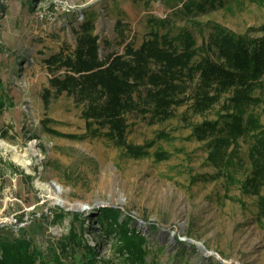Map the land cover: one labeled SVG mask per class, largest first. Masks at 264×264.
<instances>
[{"label":"rangeland","instance_id":"374dc122","mask_svg":"<svg viewBox=\"0 0 264 264\" xmlns=\"http://www.w3.org/2000/svg\"><path fill=\"white\" fill-rule=\"evenodd\" d=\"M165 1L0 0V237L24 235L48 264H88L84 243L97 258L119 263L115 240L95 219L108 206L120 211L119 221L130 216V227L146 238L147 264H264V220L256 197L216 176L202 142L188 138L181 117L189 113L186 106L163 122L128 115L127 137L134 143L160 131L170 134L150 148L169 153L157 161L133 158L88 133L82 104L65 92L44 105L41 93L53 71L43 59L74 45V26L87 9L94 10L100 41H109L100 49L105 54L121 51L128 41L138 44L146 17L170 11ZM117 17L129 25L124 39L114 30ZM198 18L244 32L264 21V0H225ZM257 111L264 124V100ZM48 118L53 134L42 123ZM53 181L61 186L64 205L49 187Z\"/></svg>","mask_w":264,"mask_h":264},{"label":"trees","instance_id":"16d2710c","mask_svg":"<svg viewBox=\"0 0 264 264\" xmlns=\"http://www.w3.org/2000/svg\"><path fill=\"white\" fill-rule=\"evenodd\" d=\"M224 1L166 0L170 11L146 17L147 30L138 44L128 41L121 51L105 54L100 49L109 41H100L94 10L87 9L74 26V45H65L43 59L53 74L41 97L47 105L52 95H71L76 104H82L80 113L88 133L103 136L133 158L153 156L157 161L167 160L169 153L150 148L157 139H171L170 134L160 131L157 139L134 143L127 137L128 115L163 122L174 118L178 107L186 106L189 113L181 117L190 128L188 138L202 142L206 161L217 177L239 183L244 194L256 197L258 214L264 220V124L257 111L264 100V21L234 32L214 20L198 18ZM128 28L127 22L116 18L118 38L124 39ZM195 116L200 119L193 122ZM49 120L42 123L53 134L47 127ZM97 211L95 219L115 240L114 251L123 261L99 259L95 248L84 243V262L147 264L146 238L130 227L131 217L119 221L120 211L108 206ZM48 262L24 235L0 237V264Z\"/></svg>","mask_w":264,"mask_h":264},{"label":"bare ground","instance_id":"6f19581e","mask_svg":"<svg viewBox=\"0 0 264 264\" xmlns=\"http://www.w3.org/2000/svg\"><path fill=\"white\" fill-rule=\"evenodd\" d=\"M50 187V189L53 191V193L55 194V197H56V201L58 202V203H61V204H65V202L62 200V198H61V196H60V194H59V191H60V184L59 183H57V182H54L53 181V187H51V186H49Z\"/></svg>","mask_w":264,"mask_h":264}]
</instances>
